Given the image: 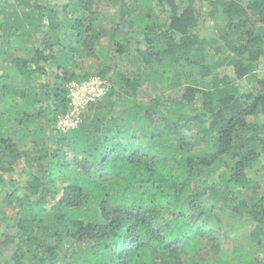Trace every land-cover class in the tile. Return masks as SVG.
<instances>
[{"label":"trees","instance_id":"trees-1","mask_svg":"<svg viewBox=\"0 0 264 264\" xmlns=\"http://www.w3.org/2000/svg\"><path fill=\"white\" fill-rule=\"evenodd\" d=\"M195 1L0 0V264H264V0Z\"/></svg>","mask_w":264,"mask_h":264},{"label":"built area","instance_id":"built-area-1","mask_svg":"<svg viewBox=\"0 0 264 264\" xmlns=\"http://www.w3.org/2000/svg\"><path fill=\"white\" fill-rule=\"evenodd\" d=\"M105 81L100 77L88 78L81 82H71L67 85L69 107L58 117L56 127L62 131L77 126L80 120L79 112L88 104L99 99L105 89Z\"/></svg>","mask_w":264,"mask_h":264},{"label":"rangeland","instance_id":"rangeland-1","mask_svg":"<svg viewBox=\"0 0 264 264\" xmlns=\"http://www.w3.org/2000/svg\"><path fill=\"white\" fill-rule=\"evenodd\" d=\"M195 6H199L197 0L195 1ZM105 11H106L105 13H107V17H110L111 13L113 12V8L111 6L106 7ZM161 16H164V13L158 14V17H161ZM211 26H213V23H211ZM131 30L132 29L127 28V26L124 25L121 33L116 36V40L131 39L132 41H134V39H136V38L138 39L139 35L136 34V31L132 32ZM101 45H102L103 49L105 50L104 52L106 54L108 63H111L112 65L114 64L116 69H119L125 73H127L128 71H132L133 65L130 62V57L134 54V43L133 42H132L133 46L131 48V54L128 55L127 57H123V55L121 56L120 54H118V52L116 51V47H115L116 45H115V43H113V41L111 40V38L109 36L104 37L102 39ZM103 58H104V56L101 54L100 49H99L98 50V58L94 62L95 67L92 68L91 71L94 70L96 67H102L104 65ZM92 77H99V75H92L90 78H92ZM237 85L239 87V90H241L242 92L248 91L250 89V85L246 79L238 81ZM175 92L176 93H173V94H177V90H175ZM150 93L154 94L155 92L151 91ZM169 93H170V91H169ZM223 245L226 246L227 248L230 247V244H226V242H224V241H223Z\"/></svg>","mask_w":264,"mask_h":264}]
</instances>
